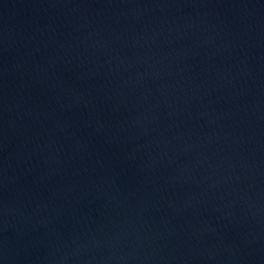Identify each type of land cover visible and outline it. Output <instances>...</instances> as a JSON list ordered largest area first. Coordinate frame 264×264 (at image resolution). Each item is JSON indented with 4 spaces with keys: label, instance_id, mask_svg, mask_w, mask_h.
Returning a JSON list of instances; mask_svg holds the SVG:
<instances>
[{
    "label": "water",
    "instance_id": "95a60500",
    "mask_svg": "<svg viewBox=\"0 0 264 264\" xmlns=\"http://www.w3.org/2000/svg\"><path fill=\"white\" fill-rule=\"evenodd\" d=\"M0 264H264V0H0Z\"/></svg>",
    "mask_w": 264,
    "mask_h": 264
}]
</instances>
